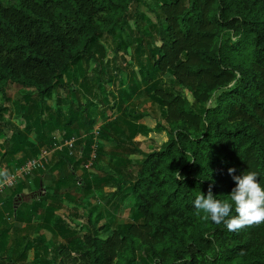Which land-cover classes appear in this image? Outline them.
Returning <instances> with one entry per match:
<instances>
[{
	"label": "trees",
	"instance_id": "1",
	"mask_svg": "<svg viewBox=\"0 0 264 264\" xmlns=\"http://www.w3.org/2000/svg\"><path fill=\"white\" fill-rule=\"evenodd\" d=\"M142 2L153 18L132 10ZM128 50L126 71L116 56ZM111 53L115 72L107 77L119 76L127 98L148 96L155 131L168 135L147 151L135 148L139 159L129 158L127 167L105 165L98 140L132 143L152 130L137 121L144 114L125 106L94 131L95 119L84 115L87 103L75 104L61 94L80 91L88 93L90 103H104L97 94L104 80L97 66L107 68L104 59ZM91 62L93 87L88 74L78 82L73 73ZM12 85L27 90L25 99L36 93L41 107L34 123L43 134L37 142L29 137L33 123L26 113L24 129L15 127L8 135L0 128V163L7 166L0 179L42 147L53 149L75 136L72 147L54 150L44 164L58 170L57 188L79 186V201L95 191L99 199H111L104 186H114V209L127 207L129 216L114 226L113 218L99 224L90 211L80 234L56 215L53 197L60 193L46 190L20 207L15 202L23 185L16 184L7 197L0 196V264H264V223L229 231L223 223L203 220L194 207L197 194L207 195L209 185L216 199L230 201L235 182L228 168L236 169L234 175L256 171L264 186V0H0L4 126ZM53 98L56 114L64 117L61 124L49 113ZM56 129L59 138L52 135ZM93 150L95 158L86 167ZM69 192L65 197L71 198ZM33 219L39 221L37 232L59 234L63 242L49 249L40 232L13 240L11 232Z\"/></svg>",
	"mask_w": 264,
	"mask_h": 264
},
{
	"label": "rangeland",
	"instance_id": "2",
	"mask_svg": "<svg viewBox=\"0 0 264 264\" xmlns=\"http://www.w3.org/2000/svg\"><path fill=\"white\" fill-rule=\"evenodd\" d=\"M151 1V0H148ZM139 9L143 11L144 13H147L149 17L153 18V13L148 11L147 5H145L143 2L136 7L135 4L132 5V10ZM130 24L133 26V21H130ZM106 45L110 48L112 47L111 43L106 42ZM129 52H126L123 54L122 52H118V55L116 58L119 60L121 67L126 69V71L130 70L129 66ZM114 58L115 56L111 53L108 56V59L105 58L104 62L107 60V68L99 64L97 67L101 68V71H99V74L101 77H104L102 88H97V94L101 101H104V103L100 102L99 104H93L90 103L89 95L88 93H82L80 91H77L75 94L70 95L67 94V90H61V94L64 97L70 96L72 100H74V103L77 104L78 101L86 102L88 108L84 112V115H91L95 119V125H94V131L98 129L99 125L102 123H105L108 120L113 119L116 115L122 114V110L125 106H128L129 108L135 109V115L137 113H142L144 116L140 117L137 121L149 126L152 130L145 134L137 135L134 138V141L131 142H119V143H113L112 138H109L107 140H98L100 143L99 145H102L103 152H104V164L108 163V167L114 165L115 163L119 162L120 165H123V167L130 166L128 159L131 158L133 161H136V158L139 159V154L136 153V149H141L142 151H147L152 146H156L163 141H166L168 139V135L164 130H161L159 132L155 131L154 125H155V113L152 108V105L150 103V100L148 96L141 94H136L134 97L127 98L123 94V84L119 80V76L117 77H111L108 78V72H110L112 75L114 71ZM91 66L93 67V63L91 62L89 66L83 65L80 70L74 71V78L78 80V82L81 81L82 75H89L91 80L89 82V86L93 87L96 79L95 72L92 71ZM91 68V69H89ZM130 73V72H129ZM78 82H76L75 87L79 89L80 87L78 85ZM27 90H21L16 85H12L7 88V94L10 97V101H8L6 104L8 105L9 111L4 113L2 120L7 123L6 126L2 123L0 125V128L2 130L6 129V132L8 135H10L13 128L18 129H24L26 126L25 118L22 117L23 113L27 114V117L29 122L33 123L31 132L29 133V137L33 141L41 140L39 138V133L41 132L40 136L43 134L42 128H40L39 123H37V127L34 123V117L36 114L40 111V101L38 100V97L36 96V93L33 92L30 94V96L25 99L24 93ZM56 98H53L50 101V106H54V110L52 111L49 109V113L55 118L54 120H57L58 124L62 123V120L64 119L63 116L59 117V115L55 112V106L57 107V101ZM17 101V104H13L12 101ZM106 101V103H105ZM22 103L23 107H20L18 104ZM111 105H114L113 109L110 108ZM77 106V105H76ZM34 116V117H33ZM74 126H72L73 128ZM79 127V126H78ZM76 130V127H74ZM75 133V132H73ZM60 132L56 130L52 131V135L56 137H60ZM75 135V134H74ZM45 136V134H44ZM70 138H73V142L77 140V137L72 136ZM1 142V148H2V138L0 137ZM44 145V144H43ZM59 150V148H57ZM54 150L56 149H50V154L47 163L53 158L54 153H56ZM112 157V158H111ZM6 163H0V169L2 171L7 169ZM14 166V165H13ZM63 166V165H62ZM91 170H94L92 168ZM10 171V170H9ZM12 171V170H11ZM10 171V172H11ZM99 173H103L102 170H98ZM58 170L47 168L43 165L42 168H39L37 170H33L29 175L23 176L16 184L23 185L22 194L19 196L20 202H15L16 206L24 207L27 203H30L36 200V195L42 194L46 190L48 193H60L58 196L53 197V202L58 205V209L56 210V215H61L65 219H67L71 224L72 227L79 230V233H84L86 228L82 225H86V215H88V212H92L91 218H100L99 224L102 222H105L106 220H109L110 218H113V224L114 226L117 223H121L123 221L128 220L129 216V209L127 207H120L114 209V204L112 203L115 198V187L114 186H104V191L110 192L113 195L111 196V199L104 198L99 199L98 196H100L99 193L96 191L93 194L86 193L85 197H81V199L78 201L77 197L80 196V189L79 186L75 187H65V188H57V185L55 184L56 179L54 177H57ZM1 180V179H0ZM15 184V185H16ZM14 185V186H15ZM56 185V186H55ZM12 187L5 188L1 193L0 196L7 197V193L9 190H11ZM67 191H70V197H65V193ZM6 194V195H5ZM80 198V197H79ZM61 199V201H60ZM66 199V200H65ZM1 200V199H0ZM83 200V201H82ZM52 202L51 200H48V203ZM85 202L86 204L82 203ZM76 208V211L74 207ZM38 219H33L31 222H21L19 225V232L17 231L15 233L11 232V236L13 240L20 239V236H25L28 238H33L36 236L39 232L44 233L45 235V242L49 246V249H54L55 247H58L60 245V242H63V239L59 234L56 236L53 235L50 231H47L45 229L40 230L37 232L36 225L38 224ZM12 224H14L12 222ZM18 224V223H15ZM112 230H109L107 233L111 232ZM67 244V239L64 240ZM25 241L22 240V243ZM29 258L31 259L33 255V250L30 249L28 251ZM29 260V259H28Z\"/></svg>",
	"mask_w": 264,
	"mask_h": 264
},
{
	"label": "clouds",
	"instance_id": "3",
	"mask_svg": "<svg viewBox=\"0 0 264 264\" xmlns=\"http://www.w3.org/2000/svg\"><path fill=\"white\" fill-rule=\"evenodd\" d=\"M235 171V168H228V174L235 182V187L229 194L230 201L216 199L212 185H209L207 195L200 192L194 200L198 216L204 213L201 217L203 220L223 223L229 231H240L245 227L264 223V186L258 179L259 174L248 170L241 175H234ZM176 179H184L179 171L176 172ZM233 210L235 215L232 214Z\"/></svg>",
	"mask_w": 264,
	"mask_h": 264
},
{
	"label": "built area",
	"instance_id": "4",
	"mask_svg": "<svg viewBox=\"0 0 264 264\" xmlns=\"http://www.w3.org/2000/svg\"><path fill=\"white\" fill-rule=\"evenodd\" d=\"M96 133V132H95ZM73 138L63 140L60 145H55L53 149L61 148V146L72 147ZM50 149L42 147L36 157L27 159L22 165L15 167L10 173L2 176L0 180V193L7 187L14 186L23 176L29 175L33 170L42 168L43 165L48 161ZM95 158V151L93 150L90 157L85 164L86 167H90L93 159ZM1 203V202H0Z\"/></svg>",
	"mask_w": 264,
	"mask_h": 264
}]
</instances>
